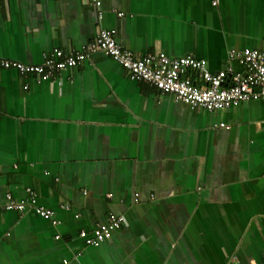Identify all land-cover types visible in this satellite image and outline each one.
Returning a JSON list of instances; mask_svg holds the SVG:
<instances>
[{
	"label": "crops",
	"instance_id": "1",
	"mask_svg": "<svg viewBox=\"0 0 264 264\" xmlns=\"http://www.w3.org/2000/svg\"><path fill=\"white\" fill-rule=\"evenodd\" d=\"M211 2L0 0V59L40 65L54 49L86 51L102 28L135 58L190 56L211 73L240 72L227 54L264 49V0ZM29 191L52 219L4 208ZM111 216L125 222L109 240L79 238ZM263 257L264 98L191 108L100 51L47 81L0 67V264Z\"/></svg>",
	"mask_w": 264,
	"mask_h": 264
},
{
	"label": "built area",
	"instance_id": "2",
	"mask_svg": "<svg viewBox=\"0 0 264 264\" xmlns=\"http://www.w3.org/2000/svg\"><path fill=\"white\" fill-rule=\"evenodd\" d=\"M211 4L216 6L217 0H212ZM99 5V2H95L96 7ZM98 51L125 69L131 81L151 85L162 94L171 95L176 101L191 108L220 112L264 98V49L231 50L227 54L228 62L237 63L242 71L234 72L228 66L225 70L211 73L205 60L190 56L172 59L164 53H157L135 58L117 43L112 31L102 28L86 51L64 53L54 49L44 56L40 65H25L0 59V67L15 70L25 76L35 75L47 81L58 72L77 67L88 57V53ZM219 127L229 129L225 124H220ZM34 196L29 191V198L18 202L8 196L4 208L19 212L32 210L43 219H52L54 212L37 206ZM124 222L121 217L111 216L90 234L80 232L79 238L87 246L97 247L109 240L112 232L118 230ZM261 264H264V257Z\"/></svg>",
	"mask_w": 264,
	"mask_h": 264
}]
</instances>
